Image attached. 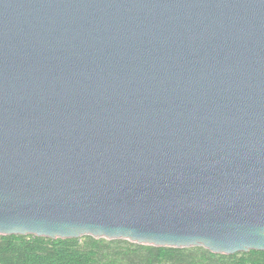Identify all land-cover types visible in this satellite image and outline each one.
<instances>
[{
    "label": "water",
    "instance_id": "1",
    "mask_svg": "<svg viewBox=\"0 0 264 264\" xmlns=\"http://www.w3.org/2000/svg\"><path fill=\"white\" fill-rule=\"evenodd\" d=\"M0 236L264 252V0H0Z\"/></svg>",
    "mask_w": 264,
    "mask_h": 264
},
{
    "label": "trees",
    "instance_id": "2",
    "mask_svg": "<svg viewBox=\"0 0 264 264\" xmlns=\"http://www.w3.org/2000/svg\"><path fill=\"white\" fill-rule=\"evenodd\" d=\"M0 264H264V252L217 255L201 247H153L90 236H0Z\"/></svg>",
    "mask_w": 264,
    "mask_h": 264
}]
</instances>
